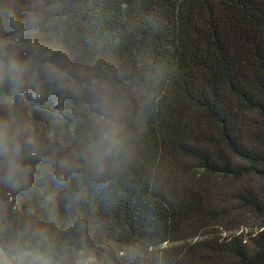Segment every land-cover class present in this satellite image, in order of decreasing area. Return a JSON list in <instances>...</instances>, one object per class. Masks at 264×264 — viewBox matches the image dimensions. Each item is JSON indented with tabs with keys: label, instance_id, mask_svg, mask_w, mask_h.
Here are the masks:
<instances>
[{
	"label": "trees",
	"instance_id": "trees-1",
	"mask_svg": "<svg viewBox=\"0 0 264 264\" xmlns=\"http://www.w3.org/2000/svg\"><path fill=\"white\" fill-rule=\"evenodd\" d=\"M30 3L43 42L104 72L125 125L107 188L74 180L58 192L60 220L82 210L122 249L162 264H264V0ZM28 111L56 146L83 131L71 101ZM52 191L37 180L34 215Z\"/></svg>",
	"mask_w": 264,
	"mask_h": 264
},
{
	"label": "clouds",
	"instance_id": "clouds-1",
	"mask_svg": "<svg viewBox=\"0 0 264 264\" xmlns=\"http://www.w3.org/2000/svg\"><path fill=\"white\" fill-rule=\"evenodd\" d=\"M69 101L83 129L71 149L44 139L28 111L53 104L62 113ZM125 147L121 102L104 72L73 65L43 42L30 0H0V264H162L122 249L82 210L59 217L58 192L84 179L107 188ZM38 179L56 189L44 196L43 217L29 207ZM84 198L82 189L72 192L69 204Z\"/></svg>",
	"mask_w": 264,
	"mask_h": 264
},
{
	"label": "rangeland",
	"instance_id": "rangeland-1",
	"mask_svg": "<svg viewBox=\"0 0 264 264\" xmlns=\"http://www.w3.org/2000/svg\"><path fill=\"white\" fill-rule=\"evenodd\" d=\"M253 222H254V221H252L251 219H249V220L247 221L248 226H247V227H244V228H242V229H240V230H238V231L236 230V232H239V231H241V230H243V231L248 230V228H250L249 226H252Z\"/></svg>",
	"mask_w": 264,
	"mask_h": 264
}]
</instances>
